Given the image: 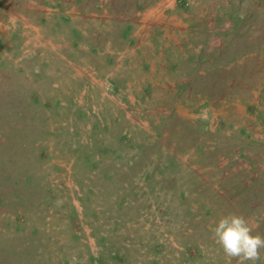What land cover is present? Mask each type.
Listing matches in <instances>:
<instances>
[{
	"label": "rangeland",
	"instance_id": "rangeland-1",
	"mask_svg": "<svg viewBox=\"0 0 264 264\" xmlns=\"http://www.w3.org/2000/svg\"><path fill=\"white\" fill-rule=\"evenodd\" d=\"M232 213L264 237V0H0V264H238Z\"/></svg>",
	"mask_w": 264,
	"mask_h": 264
},
{
	"label": "clouds",
	"instance_id": "clouds-1",
	"mask_svg": "<svg viewBox=\"0 0 264 264\" xmlns=\"http://www.w3.org/2000/svg\"><path fill=\"white\" fill-rule=\"evenodd\" d=\"M215 243L229 259L238 264H256L260 260V250L264 249V237L254 235L248 220L237 214L220 217L211 229Z\"/></svg>",
	"mask_w": 264,
	"mask_h": 264
}]
</instances>
